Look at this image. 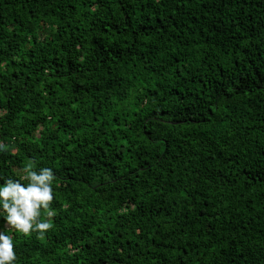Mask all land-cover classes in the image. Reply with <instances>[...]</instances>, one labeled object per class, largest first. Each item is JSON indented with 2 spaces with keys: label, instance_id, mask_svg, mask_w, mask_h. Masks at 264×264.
Wrapping results in <instances>:
<instances>
[{
  "label": "trees",
  "instance_id": "obj_1",
  "mask_svg": "<svg viewBox=\"0 0 264 264\" xmlns=\"http://www.w3.org/2000/svg\"><path fill=\"white\" fill-rule=\"evenodd\" d=\"M29 161L56 214L15 264H264V0H0V176Z\"/></svg>",
  "mask_w": 264,
  "mask_h": 264
},
{
  "label": "clouds",
  "instance_id": "obj_2",
  "mask_svg": "<svg viewBox=\"0 0 264 264\" xmlns=\"http://www.w3.org/2000/svg\"><path fill=\"white\" fill-rule=\"evenodd\" d=\"M18 174L19 180L0 176V219L8 226L0 231V264H15L17 259L13 236L8 234V230L23 235L32 232L43 235L52 227L47 218L56 214L51 208L54 199L53 170L29 161Z\"/></svg>",
  "mask_w": 264,
  "mask_h": 264
}]
</instances>
